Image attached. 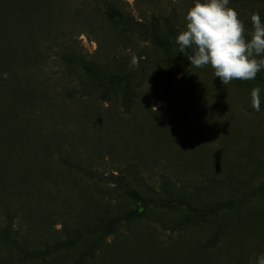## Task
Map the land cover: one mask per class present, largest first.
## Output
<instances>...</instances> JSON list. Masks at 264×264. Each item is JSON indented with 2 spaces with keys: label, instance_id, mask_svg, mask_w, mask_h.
<instances>
[{
  "label": "rangeland",
  "instance_id": "rangeland-1",
  "mask_svg": "<svg viewBox=\"0 0 264 264\" xmlns=\"http://www.w3.org/2000/svg\"><path fill=\"white\" fill-rule=\"evenodd\" d=\"M38 1L14 0L12 67L16 79L22 80L21 68L26 66L31 74L33 69H41L40 83L45 74L56 73L68 87H74L70 82L79 90L95 85L79 68L65 69L58 61L51 71L40 67L42 62L34 59L30 44L49 41L48 34L73 42L105 78L137 72L130 101L125 100L121 87L108 86L93 92L80 115L67 112L66 122L44 117V127L54 133L71 126L67 133L77 146L76 155H72L75 167L93 174L67 177L71 191L55 202H45V207L64 211L70 194L69 208L79 211L84 224L137 209L124 191L115 188L112 177L118 175L126 177L131 189L145 195L150 191L162 196L198 193L205 201L220 198L227 189L264 185V84L233 80L224 86L210 65L191 66L187 55L193 54L192 49L180 52L176 38L186 27V11L194 6V0H170L173 4L169 0H120L121 8H117L128 20L143 23L149 30L156 28L180 61L169 59L151 37L103 24L97 11L104 8H75L65 0H52L51 8H37ZM21 3L27 8H20ZM228 6L239 13L246 35L252 31L253 12L258 11L264 21V0H229ZM21 9L27 11L24 19ZM23 45L28 46L23 50ZM133 56L139 60L138 68L130 67ZM258 73L264 78V70ZM168 81L172 86L166 97ZM54 82L48 87L51 93L57 90ZM256 86L261 88L259 112L251 106L250 93ZM155 217L141 224L136 239L129 243L131 260L135 261V250L141 251L140 258L144 254L148 264L161 257L171 264H250L264 254V193L232 220L197 229H178L175 218ZM164 243L173 244V251H164ZM204 246L212 252L204 254ZM76 256L68 252L63 258ZM113 264H129V258L115 257Z\"/></svg>",
  "mask_w": 264,
  "mask_h": 264
},
{
  "label": "trees",
  "instance_id": "trees-1",
  "mask_svg": "<svg viewBox=\"0 0 264 264\" xmlns=\"http://www.w3.org/2000/svg\"><path fill=\"white\" fill-rule=\"evenodd\" d=\"M65 2L74 4L75 8H104L102 12L97 11V17L103 24L151 37L156 45L165 50L169 59L181 60L175 56L171 43L158 35L156 28L149 30L143 23L128 20L117 9L121 8L120 0ZM168 3L173 4L170 0ZM52 4V0H39L36 7L51 8ZM20 8L27 7L21 3ZM20 11L24 19L27 11ZM174 19H177L176 16ZM13 28L14 0H0V74L4 76L3 82L0 81V264H113L115 257L116 260L129 258V264H148L144 254L140 258L141 251L135 250V261L128 254L129 243L136 239V231L141 224L152 222L155 216L158 220L175 218L178 229H197L217 221L227 222L264 193V185H259L227 189L220 198L207 201L202 200L198 193H167L162 196L157 191H150L145 195L131 189L126 177L118 175L112 177L115 188L124 191V196H128L137 209L128 208L99 218L93 224H84L79 211L69 208L70 194L64 211L45 207V202H55L65 195V191H71L67 177L77 173L93 174L90 170L75 167L72 155H76L77 146L69 140L67 133L71 126L67 125V131L62 128L54 133L44 127V117L48 115L56 121L63 118L66 122L67 112L80 115L93 92L108 86L121 87L125 100L130 101L137 72L129 71L105 78L87 62L73 42L59 41L48 34L49 41L40 43L36 40L30 44L36 62H42L40 67L51 71L58 66V61L62 68H79L95 85L88 90L84 88V92L82 87L77 89L73 82L70 84L74 87H68L62 78L56 77V73L45 74L42 77L44 81L40 83L41 74L38 72L41 69H33L31 74L26 66L21 68L23 77L20 81L13 74L12 67ZM170 29L172 32L173 29ZM27 46L23 45V50ZM54 80L58 86L51 93L48 87ZM254 80L264 84V78L259 73ZM171 86L170 81L166 82V97L170 96ZM59 105L64 108H57ZM58 226L61 228L58 229ZM167 245L163 244V250L173 251V244L171 247ZM68 252H75L76 258L64 259L63 255ZM202 252L205 254L212 250L204 246ZM155 260L153 264H171L168 258Z\"/></svg>",
  "mask_w": 264,
  "mask_h": 264
},
{
  "label": "clouds",
  "instance_id": "clouds-1",
  "mask_svg": "<svg viewBox=\"0 0 264 264\" xmlns=\"http://www.w3.org/2000/svg\"><path fill=\"white\" fill-rule=\"evenodd\" d=\"M228 5L229 0H194V6L186 11V27L176 38L180 52L192 49L193 54L187 55L191 66L199 69L210 65L224 86L233 80H254L264 70V21L258 11L253 12L252 31L246 35L239 13ZM130 67H139L136 56ZM250 95L252 108L259 112L261 88L253 87ZM250 264H264V254Z\"/></svg>",
  "mask_w": 264,
  "mask_h": 264
}]
</instances>
